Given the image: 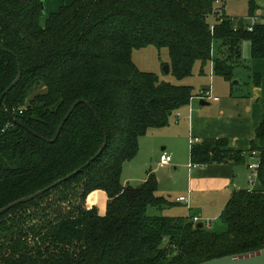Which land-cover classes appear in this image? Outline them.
Returning <instances> with one entry per match:
<instances>
[{
	"label": "trees",
	"instance_id": "obj_1",
	"mask_svg": "<svg viewBox=\"0 0 264 264\" xmlns=\"http://www.w3.org/2000/svg\"><path fill=\"white\" fill-rule=\"evenodd\" d=\"M43 4L0 0V104L19 122L0 112V208L84 164L103 142L101 125L108 140L76 175L0 215V264H199L264 248V118L249 147L259 152L258 184L232 192L218 217L223 230L197 227L189 216L150 214L171 204L157 194L153 173L138 186L121 182L138 139L165 127L195 95L189 84L139 69L133 50L165 47L178 81L197 62L232 79L242 41L252 58H264V24L248 31L241 17L218 16L215 0H64L41 24ZM256 9L249 0L246 15ZM18 65L19 81L2 96ZM79 98L99 121L80 103L52 143L23 128L53 138ZM227 144L205 138L190 146L189 161L242 164L244 155ZM98 190L106 195L104 213Z\"/></svg>",
	"mask_w": 264,
	"mask_h": 264
},
{
	"label": "rangeland",
	"instance_id": "obj_2",
	"mask_svg": "<svg viewBox=\"0 0 264 264\" xmlns=\"http://www.w3.org/2000/svg\"><path fill=\"white\" fill-rule=\"evenodd\" d=\"M249 0H224V9L222 16L225 14L230 17H242L248 12ZM259 10L264 12V0H254ZM51 0H44L43 15L41 16V24H43L47 15L54 8L57 9L60 1L56 6L52 4L49 8ZM52 10V11H51ZM220 16V15H219ZM213 24L215 19L210 17ZM249 22V21H248ZM251 22V20H250ZM216 45V43H214ZM215 49V46H214ZM241 56L238 63L233 67V78L226 79L221 75L212 74L209 63L200 69L197 62L194 66L193 75L186 77L180 81L168 71L165 72L164 66L169 68V55L165 47L157 48L153 45L134 49L132 59L135 65L145 71H151L157 74L159 80L189 84L193 87L196 94L201 89H211V98L206 100L208 104L197 106L193 104V108L197 109L192 114H196L198 118L206 117L203 128L209 134L219 132L231 138L238 132L239 146L247 145V137L251 134L253 126L264 118V58H252L250 55V44L248 41H242ZM254 72L260 74L259 87L254 85ZM200 95L197 93L193 97L198 104ZM205 100V99H203ZM197 106V107H196ZM189 106L179 110V123H176L177 112L169 118V122L165 127L149 130L145 135L138 139V153L132 159L124 162L121 180L131 186H138L144 179L145 173L151 170L155 173L160 181L159 193L170 199L171 205H167L162 209L149 208L150 214L162 215H186L187 208L184 203H175V197L182 194L181 188L188 180L189 169V148L190 143L185 128L186 124L182 123L183 115L189 111ZM247 139V140H246ZM161 147H165V151L171 157L169 165H159V157L163 152ZM241 153V152H240ZM248 164L253 161L250 151L245 153ZM161 164V163H160ZM247 164V166H248ZM175 166V169H171ZM246 165H232L230 173H234L235 188H248L247 174L249 168ZM171 182V191H167L168 183ZM258 184L256 181L254 187ZM237 185V186H236ZM170 195V197H169ZM99 211L103 213L104 205L99 202ZM194 221V219H193ZM206 227L215 230H223L225 226L219 219H199Z\"/></svg>",
	"mask_w": 264,
	"mask_h": 264
},
{
	"label": "crops",
	"instance_id": "obj_3",
	"mask_svg": "<svg viewBox=\"0 0 264 264\" xmlns=\"http://www.w3.org/2000/svg\"><path fill=\"white\" fill-rule=\"evenodd\" d=\"M60 1H64V0H51V2L49 4H47V6H49V8H50V6L52 4L55 5V2H57V4H56V6H57ZM66 1H70V0H66ZM60 5L61 4H59V6H57V9L54 8V9H52L53 11L52 10L51 11L52 12L57 11L58 8L60 7ZM52 12H50V13H52ZM40 22H41V20H40ZM240 56H241V53H240ZM211 70H212V68H211ZM255 73L260 75L259 72H254V74ZM254 85L259 87L260 82L258 84L254 83ZM202 90L203 89L199 90L198 92H196V94L200 93ZM195 100L196 99L193 97L190 100V109H192V111L190 113L188 111L186 114H184L182 116L183 117L182 123L186 124L185 135L187 132L188 138H189V136H195V137L200 138L201 140H203L205 138H222V137H225L228 139V144H227L225 149H228L231 151H235V150L240 151L241 154L244 155V157H245L243 164L247 166L248 160H247V156H245V153L247 152V150L249 151L250 141L252 139H254V135H255L254 130H255L256 126L258 125V123L253 126L254 128H252L251 134L249 133V136L247 137L248 140L246 139L247 145L239 146L240 140L238 141V139H239L238 134H237L238 132H236V135H234L231 138L230 136H225L224 134H219V132H214V134H209L206 131V129L203 128L206 125V124H203V122H205L203 120H207L206 117L198 118V116L196 114L195 115L192 114L193 112H195V110L197 111V109H194L192 107L193 104H196L197 106H202L200 104L201 99H197L198 104L195 103ZM204 101H206V100H204ZM186 106H188V105H186ZM186 106H184V107H186ZM184 107H182V108H184ZM179 110H178V112H179ZM179 117H180V114L176 115V123H179ZM260 121H261V119H260ZM202 125H204V126H202ZM164 149H165V147H161L162 151ZM162 153L160 154V157H159V165H163V164H160ZM166 165H169V164H166ZM232 165H235V164L231 163V161H227V162L221 161V162H210V163L198 164L193 169H188L187 183L182 185V188H181L182 194H178V196H176L175 200H174L175 203H184V205L187 208V212H186L187 214L186 215H173V216H189L192 218L196 217L197 221H199V219H218L220 213L222 212V210H223L226 202L230 198L232 192L240 189V187H238L237 185H236L237 186L236 189H233V188H235V184H234V177L235 176H234L233 172L230 173ZM172 169H175V166H173L169 170H172ZM122 170H123V167H122ZM149 173H153L154 176L156 177V175L153 171L148 170V171H146L145 177L140 184H142L146 180ZM121 177H122V172H121ZM156 180H157V191L156 192L158 195L164 196L161 193H159L158 189H160V183H159L160 181L158 180L157 177H156ZM121 182L123 185H129L127 183H124L122 180H121ZM171 190H172V187H171V182H170V183H168L167 191H171ZM179 196H185L188 199V201H177L176 198ZM169 197H170V195H169ZM95 201L97 204L99 202L103 203V205H104L103 211H105L106 195L103 191L98 190L96 192ZM169 205H171V204H169ZM169 216H171V215H169Z\"/></svg>",
	"mask_w": 264,
	"mask_h": 264
},
{
	"label": "water",
	"instance_id": "obj_4",
	"mask_svg": "<svg viewBox=\"0 0 264 264\" xmlns=\"http://www.w3.org/2000/svg\"><path fill=\"white\" fill-rule=\"evenodd\" d=\"M42 8H44V4L42 5ZM164 70L165 72L169 71L168 65L164 66ZM21 76V72H20V67L18 65V71L17 74L15 76V78L13 79V81L4 89V91L2 92V96H4L6 93L9 92V90L15 86L17 84V82L19 81ZM80 103L85 104L89 110L92 112V114L94 115V117L99 121V118L97 116V114L94 112V110L92 109L91 105L89 104L88 101L84 100V99H77L74 103H72V105L70 106V108L68 109V111L66 112L65 116L63 117V119L61 120L60 124L57 127V130L55 132V135L53 138L51 139H46L42 136H40L39 134H37L36 132L32 131L31 129L23 126V128H25L27 131L31 132L33 135L39 137L40 139L52 143L56 140V138L58 137L61 128L63 127L65 121L68 119V117L70 116V114L74 111V109L76 108V106ZM208 102L204 101L203 99L200 100V104L201 105H205ZM0 112L5 114L13 123H17L19 124L18 120L11 114V112H9L6 109H3L1 107L0 104ZM102 129H103V133H104V139L103 142L101 144V146L99 147V149L97 150V152L90 157L84 164H82L81 166H79L77 169L73 170L72 172L68 173L67 175L51 182L50 184L46 185L43 188H40L26 196L17 198L13 201H10L9 203L5 204L4 206H2L0 208V215L3 214L4 212H6L7 210H9L12 207H15L19 204L22 203H26L29 202L35 198H37L38 196L44 194L45 192H47L48 190L54 188L55 186H57L58 184L62 183L63 181L73 177L74 175H76L78 172H80L83 168H85L86 166H88L92 161L95 160V158L97 156H99L102 151L104 150V148L107 145V140H108V135H107V131L104 128L103 125H101ZM204 224L203 222H197L196 226L197 227H202ZM199 264H264V248L255 250V251H250V252H245V253H237V254H229V255H224V256H220V257H215L212 259H208L205 261L200 262Z\"/></svg>",
	"mask_w": 264,
	"mask_h": 264
},
{
	"label": "built area",
	"instance_id": "obj_5",
	"mask_svg": "<svg viewBox=\"0 0 264 264\" xmlns=\"http://www.w3.org/2000/svg\"><path fill=\"white\" fill-rule=\"evenodd\" d=\"M219 4H220V1L215 0V6L213 7L212 10L214 12H216L218 14V16L220 15L222 17L223 9L218 6ZM231 20L233 21L235 19H231ZM241 20L244 23L245 29L248 31H251L255 24H262V23L264 24V12H262L259 9H256L252 15L242 16ZM250 20H251V22H250ZM234 29H236V28L234 27ZM211 96H212V94H211L210 89H203L200 92V95H198L196 97L198 99L209 100L211 98ZM188 106L190 107V103L188 104ZM191 111H192V109L189 108V113ZM177 113L179 114L178 111H177ZM188 140H189L190 146L202 141L200 138L195 137V136H189ZM250 156H251V158H253V161L250 162L247 166L249 168V172L247 174V181L249 184L248 189H253L254 185L258 179L259 152L256 150H252V151H250ZM170 161H171L170 155H168L165 151H163L160 163L163 165H166V164H169ZM197 165L198 164H194V163L190 162L189 169H193ZM176 200L177 201H188V199L185 196H179L176 198ZM193 219H194V221H197L196 217H194Z\"/></svg>",
	"mask_w": 264,
	"mask_h": 264
}]
</instances>
